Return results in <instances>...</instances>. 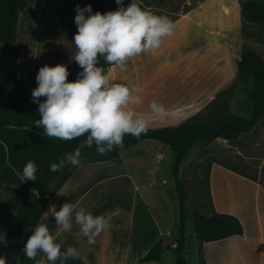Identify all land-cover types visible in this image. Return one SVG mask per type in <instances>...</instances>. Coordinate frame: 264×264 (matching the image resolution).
I'll list each match as a JSON object with an SVG mask.
<instances>
[{
  "label": "crops",
  "instance_id": "0c3cea01",
  "mask_svg": "<svg viewBox=\"0 0 264 264\" xmlns=\"http://www.w3.org/2000/svg\"><path fill=\"white\" fill-rule=\"evenodd\" d=\"M173 25L172 34L163 38L159 49L131 58L114 82L138 89L142 103L129 107L137 116L147 120L146 129L177 126L199 113L222 84V71L209 79L207 57L204 58L201 52V35H193L201 31L189 27L185 19L175 20ZM195 42H198L197 46ZM10 88L7 86L5 90ZM153 101L163 105L161 114L151 112L149 105ZM53 149L54 144L48 137L31 129L0 128L1 216L14 211L32 191V181H24L22 175L27 162L33 161L38 167ZM123 158L81 163L49 198L39 223L46 224L54 240L62 244L61 252L71 246L80 253L79 259L69 258L64 264H149L160 262L166 253H171H163L159 261L140 263L139 260L158 240L166 242L170 229L161 230L160 216L144 199L136 212L134 204L129 205L123 194L117 193L118 188L116 193L93 192L96 181L103 183L110 178L111 165L108 164L115 160L120 162ZM144 171L141 169L140 174L145 175ZM127 179L134 190L139 191L138 177ZM241 185L246 192L234 188ZM208 186L210 212L213 210L237 218L243 233L204 243V255L206 246L230 240L233 264H264V192L260 183L212 163L208 169ZM235 190L239 193H234ZM66 202H73L77 209L83 208L94 216L104 215L109 219V227L95 237L94 244L90 245L86 237L76 235L79 226L74 222L72 229L65 231L55 223L51 214L44 215L50 205H56V211H59ZM36 259H44L48 264L43 253H38ZM18 263L35 264V261L21 252ZM56 264L60 261L57 260Z\"/></svg>",
  "mask_w": 264,
  "mask_h": 264
},
{
  "label": "rangeland",
  "instance_id": "374dc122",
  "mask_svg": "<svg viewBox=\"0 0 264 264\" xmlns=\"http://www.w3.org/2000/svg\"><path fill=\"white\" fill-rule=\"evenodd\" d=\"M241 1L246 0H150L147 4L149 12L166 16L172 22L185 19L189 27H197L201 33L193 35H201V52L204 58L207 57L209 79L222 71L221 86L212 93L213 98L208 105L197 113L206 120H215L226 112L247 116L244 101L248 96L250 83L236 78V59L242 47L255 52L264 63V24H249L241 20ZM83 2L84 0H28V5L20 12L14 43L19 57L16 59L14 72L29 98L32 89L37 86L35 77L38 70L44 65H66L68 80L72 81L76 67L75 61L71 59L76 52L72 43L77 32L74 26V9L77 5L82 7ZM194 44L197 46L198 42ZM123 71L110 67L109 83H114ZM216 85L219 86L220 83ZM7 86H11V82L0 70V87L6 89ZM39 99L43 100L44 97ZM118 158L123 159L108 164L111 165L110 178L103 183L96 181L93 192L116 193L118 188L120 191L117 193L123 194L129 205L133 203L136 212L139 211L140 201L144 199L160 216L161 230L165 232L170 229L166 243L173 244L177 235L179 206L171 176V151L166 146L144 140L119 152ZM212 163L231 166L264 186V117L236 141L216 140L209 144H195L181 162L178 176L184 181L187 193L184 203L187 218L184 256L187 264H233L230 240L206 246L204 255L203 246L202 253H198V243L194 237L193 213L208 215L211 210L208 169ZM141 169H147L148 173L144 171L145 175L140 174ZM131 176L138 177L139 191H135L128 181L127 178ZM240 187L234 188L246 192L243 185ZM261 188L264 192L263 187ZM234 193L239 192L235 190ZM136 215L138 218V214ZM173 260V254L166 253L160 262L149 264H173Z\"/></svg>",
  "mask_w": 264,
  "mask_h": 264
},
{
  "label": "clouds",
  "instance_id": "9594fccd",
  "mask_svg": "<svg viewBox=\"0 0 264 264\" xmlns=\"http://www.w3.org/2000/svg\"><path fill=\"white\" fill-rule=\"evenodd\" d=\"M119 6L115 11L93 13L90 4L74 9V23L77 32L73 45L76 52L71 59L81 69L75 81H69L67 66L44 65L35 77L36 87L32 89V102L38 105L39 119L34 120L43 135L62 141H72L84 136L73 152H66L58 163L49 165L51 172L63 169L65 164L81 165V149L96 146V152L104 155L123 148V137L128 134L139 137L146 131L147 120L137 116L129 107L142 103L138 89L121 83H109L107 74L99 67L100 58L110 66L126 69L127 61L147 51L159 49L164 37L173 32V22L166 16L156 15L142 9L141 0H130L127 7L124 0H115ZM44 97L43 100L39 98ZM149 108L155 115L164 111L163 105L153 101ZM37 167L33 161L23 168L24 181H37ZM54 217L55 223L69 231L79 226L77 236L87 238L88 244L95 243V237L106 230L109 219L104 215L94 216L83 208L77 209L71 202L64 203L59 211L50 205L44 215ZM0 245H7L6 234L0 235ZM62 244L54 240L49 228L38 223L31 229L22 252L34 260L35 264H45L37 260L43 253L48 264H64L69 258L79 259L80 253L74 247L61 252ZM0 264L5 259L0 256Z\"/></svg>",
  "mask_w": 264,
  "mask_h": 264
},
{
  "label": "trees",
  "instance_id": "16d2710c",
  "mask_svg": "<svg viewBox=\"0 0 264 264\" xmlns=\"http://www.w3.org/2000/svg\"><path fill=\"white\" fill-rule=\"evenodd\" d=\"M148 1L141 0L142 9L149 11ZM130 0H124V6ZM90 4L93 13L115 11L119 7L115 0H84L82 7ZM240 18L249 24H264V0H246L239 2ZM28 5V0H0V70L11 82V88L5 90L0 87V128H28L38 134L42 130L33 123L39 119L38 105L28 97L22 82L16 78L14 69L19 55L14 49L16 29L20 12ZM75 26V23H74ZM76 27V26H75ZM243 34V29L241 28ZM99 67L108 74L110 66L100 58ZM81 69L76 64L72 81ZM236 78L248 81L250 89L246 98L247 116L226 112L215 120H206L195 114L177 126L146 129L139 137L126 134L123 137V148L115 149L104 155L96 152V146L81 149V163L90 161L114 160L119 152L136 146L139 142L148 140L159 146H166L172 153L171 176L176 199L179 206L177 235L173 244L158 240L148 252L139 260L140 263L159 261L165 252L174 256V264H187L185 251V225L187 222L184 203L187 200L185 183L179 176L181 162L197 143L209 144L216 140L226 142L236 141L241 135L251 131L264 117V63L252 50L242 47L239 58L236 59ZM109 80V79H108ZM54 149L52 153L37 167V181H32V191L27 198L11 213L0 215V235L6 234L7 245H0V256L5 259V264H19L18 257L24 243L31 235V229L40 221L51 198L70 177L76 166L65 164L63 169L56 172L49 170L51 163H58L66 152H73L79 143L85 139L81 136L72 141H62L49 138ZM226 169L241 176L238 170L223 163H218ZM257 182L249 176H244ZM264 189V186H262ZM209 197V186H208ZM193 232L198 243V253H202L204 243L215 242L220 239L243 233L240 221L226 214L211 211L208 215L194 212L192 215Z\"/></svg>",
  "mask_w": 264,
  "mask_h": 264
}]
</instances>
